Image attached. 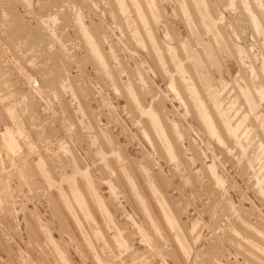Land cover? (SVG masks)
I'll use <instances>...</instances> for the list:
<instances>
[{
	"label": "rangeland",
	"instance_id": "1",
	"mask_svg": "<svg viewBox=\"0 0 264 264\" xmlns=\"http://www.w3.org/2000/svg\"><path fill=\"white\" fill-rule=\"evenodd\" d=\"M117 1L0 0V264H264V0Z\"/></svg>",
	"mask_w": 264,
	"mask_h": 264
},
{
	"label": "bare ground",
	"instance_id": "2",
	"mask_svg": "<svg viewBox=\"0 0 264 264\" xmlns=\"http://www.w3.org/2000/svg\"><path fill=\"white\" fill-rule=\"evenodd\" d=\"M117 1V0H116ZM158 1V0H157ZM189 1V0H188ZM209 1V0H208ZM239 1V0H238ZM237 1V2H238ZM254 1H256V0H254ZM261 1V0H260ZM118 2V1H117ZM190 3L192 2V1H189ZM207 2V1H206ZM205 2V3H206ZM244 2V1H243ZM158 3V2H157ZM259 3V2H258ZM193 4V3H192ZM191 4V5H192ZM253 4V3H252ZM255 4H257V3H255ZM157 5V4H156ZM195 5V4H194ZM211 5V4H210ZM127 6V5H126ZM160 6V5H159ZM180 6H182V5H180ZM212 6V5H211ZM211 6H209V7H211ZM241 6H243L242 4H241ZM178 7V6H177ZM192 7V6H191ZM191 7H189V8H191ZM198 7V6H197ZM161 8V7H160ZM183 8V7H182ZM246 8V7H245ZM162 9V8H161ZM160 9V10H161ZM211 9V8H210ZM213 9V8H212ZM211 9V10H212ZM247 9H249V8H247ZM145 10V9H144ZM185 10V9H184ZM195 10V9H194ZM255 10V9H254ZM258 10V9H257ZM132 11V10H131ZM162 11V10H161ZM189 11V10H188ZM260 11V10H259ZM122 12V11H121ZM146 12V11H145ZM179 12V11H178ZM183 12V11H182ZM185 12V11H184ZM191 12H192V10H191ZM196 12V11H195ZM197 12H199V11H197ZM204 12V11H203ZM214 12V11H213ZM186 13V12H185ZM193 13H194V11H193ZM212 13V12H211ZM229 13H230V11H229ZM242 13V12H241ZM146 14V13H145ZM161 14H162V12H161ZM251 14V13H250ZM258 14V13H257ZM263 14V13H262ZM165 15V14H164ZM167 15V14H166ZM233 15V14H232ZM245 15V14H244ZM191 16V15H190ZM196 16V15H195ZM251 16V15H250ZM260 16V15H259ZM127 17H129V16H127ZM165 17V16H164ZM192 17H194V15H192ZM261 17V16H260ZM130 18V17H129ZM191 18V17H190ZM197 18V17H196ZM203 18V17H202ZM215 18V17H214ZM133 19V18H132ZM193 19V18H192ZM198 19V18H197ZM209 19H211L210 17H208V16H204V20L205 21H208ZM213 19V18H212ZM256 19H257V17H256ZM127 20V19H126ZM194 20H195V18H194ZM193 20V21H194ZM232 20V19H231ZM128 21H129V19H128ZM158 21H160V20H158ZM198 21V20H197ZM201 21V20H200ZM157 22V21H156ZM188 22V21H187ZM190 22V21H189ZM188 22V23H189ZM195 22V21H194ZM199 22V21H198ZM249 22H250V20H249ZM127 23H129V22H127ZM166 23H168V22H166ZM218 23V22H217ZM256 23H258V22H256ZM261 23H262V21H261ZM130 24V23H129ZM146 24V23H145ZM211 24V23H210ZM210 24H208V25H210ZM248 24H250V23H248ZM167 25V24H166ZM199 25H200V23H199ZM212 25H213V23H212ZM196 27H197V25H195ZM204 26V25H203ZM138 27V26H137ZM169 27H171V26H169ZM168 27V28H169ZM188 27V26H187ZM200 27H201V25H200ZM200 27H198V28H200ZM210 27V26H209ZM254 27H258V28H260L258 25H256V26H254ZM201 28H203V27H201ZM235 28V27H234ZM148 29V28H147ZM211 29H213V28H211ZM219 29V28H218ZM237 29H238V27H237ZM172 30V29H171ZM197 30V29H196ZM201 30V29H200ZM199 30V31H200ZM202 30H204V29H202ZM142 31V30H141ZM145 31V30H144ZM254 31V30H253ZM147 32V31H146ZM203 32V31H202ZM172 33H173V31H172ZM177 33V32H176ZM192 33V32H191ZM201 33V32H200ZM156 34V33H155ZM154 34V35H155ZM171 34V33H170ZM169 34V35H170ZM190 34V33H189ZM196 34V33H195ZM213 34V33H212ZM255 34V33H254ZM133 35V34H132ZM172 35H175V34H172ZM226 35V34H225ZM142 37H144V35L142 36ZM170 37V36H169ZM191 37V36H190ZM210 37V36H209ZM153 38V37H152ZM211 38H212V36H211ZM220 38V37H219ZM225 38V37H224ZM256 38V37H255ZM138 40V39H137ZM152 40V39H151ZM158 40H159V38H158ZM191 40V39H190ZM196 40V39H195ZM215 40V39H214ZM147 41V40H146ZM191 41H193V40H191ZM217 41H218V39H217ZM220 41V40H219ZM202 42V41H201ZM186 43V42H185ZM214 43V42H213ZM212 43V44H213ZM227 43V42H226ZM154 44H155V42H154ZM187 44V43H186ZM190 44H192V43H190ZM220 44H221V42H220ZM151 45V44H150ZM205 45V44H204ZM214 45V44H213ZM185 46V45H184ZM201 46V45H200ZM211 46V45H210ZM217 46H219V45H217ZM230 46V45H229ZM183 47V46H182ZM208 47V46H207ZM206 47V48H207ZM220 47V46H219ZM263 47V46H262ZM194 48V47H193ZM205 48V49H206ZM208 48H210V47H208ZM215 48V47H214ZM230 48H231V46H230ZM246 48V47H245ZM186 49V48H185ZM189 49H191V48H189ZM202 49V48H201ZM234 49V48H233ZM262 49V48H261ZM188 50V49H187ZM203 50V49H202ZM207 50H209V49H207ZM210 50H211V48H210ZM198 51V50H197ZM204 51V50H203ZM232 51V50H231ZM230 51V52H231ZM262 51V50H261ZM216 52H217V50H216ZM235 52V51H234ZM241 52H242V50H241ZM192 53V52H191ZM211 53V52H210ZM233 53V52H232ZM179 54V53H178ZM216 54H219V53H216ZM234 54V53H233ZM167 55V54H166ZM189 55V54H188ZM193 55H194V53H193ZM196 56V55H195ZM192 57V56H191ZM234 57H235V55H234ZM193 58H194V56H193ZM215 58H216V56H215ZM219 58H221L220 57V55H219ZM154 59V58H153ZM167 59V58H166ZM188 59V58H187ZM212 60V59H211ZM252 60V59H251ZM195 61V60H194ZM218 61V60H217ZM223 61V60H222ZM238 61V60H237ZM241 61H242V59H241ZM193 62V61H192ZM239 62V61H238ZM190 63V62H189ZM196 64H197V62H195ZM212 63V62H211ZM240 63V62H239ZM156 64V63H155ZM216 64V63H215ZM218 64V63H217ZM219 64H221V63H219ZM245 64V63H244ZM191 65V64H190ZM224 65V64H223ZM248 65V64H247ZM246 65V66H247ZM172 66V65H171ZM173 67V66H172ZM212 67V66H211ZM193 68V67H192ZM217 68L219 69V66H217ZM239 68H240V66H239ZM257 68V67H256ZM191 70V69H190ZM189 70V71H190ZM193 70V69H192ZM191 70V71H192ZM242 70H243V68H242ZM255 70V69H254ZM244 71V70H243ZM257 71V70H256ZM255 71V72H256ZM254 72V71H253ZM199 79H200V81L201 82H203V85L204 86H206V87H210V82H211V79H210V77L207 75V73L206 72H204L203 71V69H202V66L199 64ZM211 73V72H210ZM245 74V73H244ZM196 75V74H195ZM198 75V74H197ZM213 75V74H212ZM263 75V74H262ZM163 76V75H162ZM190 77V76H189ZM245 77V76H244ZM253 77H254V75H253ZM166 78V77H165ZM193 78V77H192ZM261 78V77H260ZM262 79V78H261ZM178 84V83H177ZM264 84V83H263ZM199 85V84H198ZM198 87V86H197ZM205 87V88H206ZM223 87V86H222ZM240 87V86H239ZM248 87V86H247ZM248 89V88H247ZM200 90V89H199ZM199 90H197V91H199ZM252 90V89H251ZM190 91V90H189ZM213 91V90H212ZM250 91V90H249ZM194 92V91H193ZM244 92V91H243ZM254 92V91H253ZM227 93V92H226ZM252 93V92H251ZM209 94V93H208ZM262 94H263V92H262ZM194 95V94H193ZM253 95V94H252ZM251 95V96H252ZM257 95V94H256ZM192 96V95H191ZM258 96V95H257ZM257 96H255V97H257ZM193 97V96H192ZM210 97V96H209ZM259 97V96H258ZM263 97V96H262ZM195 98V97H194ZM193 98V99H194ZM231 98V97H230ZM246 98L247 99H245V100H248L249 101V103H250V105L252 104L253 105V103H252V97H250V95L249 94H246ZM219 99V98H218ZM262 99V98H261ZM223 100V99H222ZM264 100V99H263ZM254 101H256V100H254ZM259 101V100H258ZM226 102V101H225ZM197 103V102H196ZM210 104V103H209ZM212 104V103H211ZM215 104V103H214ZM256 105V104H255ZM263 105V104H262ZM204 106H206V105H204ZM235 106V105H234ZM246 106V105H245ZM250 107V106H249ZM214 108V107H213ZM233 108V107H232ZM254 108V107H253ZM204 109V108H203ZM247 109H248V107H247ZM251 110V109H250ZM249 110V111H250ZM253 110V109H252ZM255 110V109H254ZM194 111V110H193ZM201 111H202V109H201ZM203 111H205L206 112V110L204 109ZM213 112H214V110H213ZM217 112V111H216ZM222 112H224V111H221V114H222ZM254 112V111H253ZM252 112V113H253ZM195 113V112H194ZM242 113V112H241ZM201 114V113H200ZM214 114V113H213ZM241 115V114H240ZM245 115V114H244ZM201 116V115H200ZM209 116V115H208ZM207 116V114L205 113V114H203V117H204V122L203 123H207V125H208V127L210 128V129H213V130H215V125L214 124H218V123H214V122H212V120H210V118ZM227 117V116H226ZM242 117V116H241ZM256 117V116H255ZM202 118V117H201ZM212 119V118H211ZM198 120V119H197ZM203 120V119H202ZM216 120V119H215ZM225 120V119H224ZM237 120V119H236ZM217 121V120H216ZM221 121V120H220ZM229 121V120H228ZM255 121V120H254ZM153 122V121H152ZM218 122V121H217ZM236 122V121H235ZM237 122H238V120H237ZM156 123V122H155ZM220 123V122H219ZM226 123H227V121H226ZM242 123H243V121H242ZM153 124H154V122H153ZM222 124V123H221ZM221 124L219 125V126H221ZM200 125V124H199ZM229 125H230V123H229ZM226 126H228V125H226ZM234 126V125H233ZM158 127V125L156 126V129H158L157 128ZM223 127V126H222ZM216 128H217V126H216ZM228 128V127H227ZM231 128V127H230ZM218 129V128H217ZM235 129V128H234ZM220 130V129H219ZM221 130H223V128L221 129ZM228 130H230L229 128H228ZM238 130V129H237ZM245 130V129H244ZM161 131V130H160ZM163 131V130H162ZM231 131V130H230ZM258 131V130H257ZM242 132V131H241ZM157 133V132H156ZM162 133V132H161ZM160 133V134H161ZM204 133V132H203ZM217 133V132H216ZM225 132L223 131V133H222V135L224 134ZM244 133V132H243ZM242 133V134H243ZM250 133V132H249ZM260 133V132H259ZM206 134V133H205ZM227 135V134H226ZM241 135V134H240ZM264 135V134H263ZM238 136V135H237ZM245 136V135H244ZM227 137V136H226ZM241 137V136H240ZM250 137H251V135H250ZM218 138V137H217ZM234 138V137H233ZM239 138V137H238ZM243 138V137H242ZM228 139V138H227ZM244 139H246V137L244 138ZM259 139V138H258ZM260 139H262V138H260ZM264 139V138H263ZM230 140V139H229ZM232 141H233V139H231ZM236 140V139H235ZM250 140V139H249ZM264 141V140H263ZM166 141H164V143H165ZM239 142V141H238ZM249 142V141H248ZM259 142V141H258ZM235 143V142H234ZM251 143H252V141H251ZM166 144V143H165ZM168 144V143H167ZM229 144V143H228ZM233 144V143H232ZM244 144V143H243ZM248 145L247 146H249V144L250 143H247ZM258 144V143H257ZM238 145H239V143H238ZM245 145V144H244ZM241 146V145H240ZM260 146V145H259ZM239 147V146H238ZM245 148H246V146H245ZM244 149V148H243ZM256 152V151H255ZM248 153V152H247ZM229 154V153H228ZM227 154V155H228ZM260 154V153H259ZM249 155V154H248ZM233 156V155H232ZM258 156V155H257ZM252 162V161H251ZM243 163V162H242ZM249 163V162H248ZM263 164V163H262ZM261 164V165H262ZM247 165V164H246ZM254 165V164H253ZM248 167V166H247ZM46 169V168H45ZM45 169H44V171H45ZM43 170V169H42ZM224 170V169H223ZM239 171V170H238ZM250 172V171H249ZM75 173V172H74ZM45 174V173H44ZM46 175V174H45ZM71 175H73V174H71ZM65 177V176H64ZM68 177V176H67ZM66 177V178H67ZM71 178H72V176H70ZM87 177V176H86ZM65 179V178H64ZM70 179V178H69ZM74 180V179H73ZM69 182V181H68ZM71 182V181H70ZM251 184V183H250ZM72 185V184H71ZM132 186H134V185H132ZM73 187V186H72ZM58 188V187H57ZM136 192V191H135ZM80 200V199H79ZM78 200V201H79ZM79 203V202H78ZM218 207V206H217ZM70 208V207H69ZM215 223V222H214ZM32 224V223H31ZM217 226V225H216ZM215 226V227H216ZM35 227V226H34ZM214 228V227H213ZM179 230V229H178ZM178 234V233H177ZM180 236H181V234H180ZM1 242V241H0ZM54 245H56V244H54ZM4 249V248H3ZM57 251V250H56ZM58 251H59V247H58ZM3 252V251H2ZM59 253H61L60 251H59ZM200 253V252H199ZM201 254V253H200ZM264 258V257H263ZM207 259V258H206ZM65 260V259H64ZM4 262V261H3ZM14 262V261H13ZM7 263V262H6ZM66 263V262H65ZM15 264V263H14ZM17 264V263H16Z\"/></svg>",
	"mask_w": 264,
	"mask_h": 264
}]
</instances>
